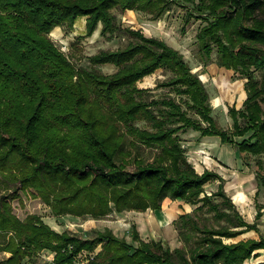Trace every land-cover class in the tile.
I'll return each mask as SVG.
<instances>
[{"label": "trees", "instance_id": "trees-1", "mask_svg": "<svg viewBox=\"0 0 264 264\" xmlns=\"http://www.w3.org/2000/svg\"><path fill=\"white\" fill-rule=\"evenodd\" d=\"M182 1L193 4L188 18L205 19L197 33L203 62L216 51L221 66L246 78L242 107L229 108L230 129L218 124L207 87L183 53L141 29L123 27L113 12L137 10L157 20L172 0H0V177L19 185L0 195V251L10 253L0 264H27L43 250L55 253L52 264H77L78 254L99 246L88 264H244L264 250V236L226 241L258 232L262 205L248 222L225 179L214 170H196L181 137L195 130L218 136L241 155L264 156V0ZM80 17H86L85 36L101 24L104 36L124 32L133 39L89 57L94 65L117 66L115 72L78 68L51 38L54 27L73 28ZM160 69L169 75L155 87L170 95L155 97L154 88L138 83ZM256 70L261 79L254 78ZM143 148L156 151L147 158ZM257 167L264 186L261 159ZM213 180L218 189L208 194L205 186ZM20 192L41 198L55 216L100 219L113 210H162L167 197L198 206L175 221L185 246L172 249L143 239L136 226L134 245L110 229L82 239L37 214L21 220L12 205Z\"/></svg>", "mask_w": 264, "mask_h": 264}, {"label": "rangeland", "instance_id": "rangeland-1", "mask_svg": "<svg viewBox=\"0 0 264 264\" xmlns=\"http://www.w3.org/2000/svg\"><path fill=\"white\" fill-rule=\"evenodd\" d=\"M192 6L193 4L190 2L172 0L171 9L157 20L152 19L151 14L137 10H135L136 12L133 14H130L128 10L122 11L120 9H114L113 12L117 16V22L123 27L141 29L147 36L161 38L169 45L180 50V52L183 53L185 60L190 64L193 72L199 74L200 78L205 83L210 95V102L213 106V115L218 124L224 129H230L233 125V119L229 114V108L233 105H236L237 108L242 107L244 100L240 101V92L242 88L245 89L246 78H241V75L234 70L226 69L221 66L217 61L216 51L213 53L212 59L207 64L203 62L197 33L206 22L205 19L202 18H188V12L192 9ZM101 28L102 25L99 24L98 30L92 36H85L86 17H80L75 22L73 28H68V26L65 25H58L53 28L50 36L57 46L68 57H70L71 61L78 68H94L102 73L109 74L115 72L118 69L117 66L113 64L94 65L90 62L89 57L102 50H116L123 48L133 39L129 34L124 32H117L111 37H108L109 35L104 36L101 34ZM56 29H58V32L54 33ZM168 75V71L160 69L155 74L144 78L138 84L140 87L154 88L152 94L155 97L168 95V89L155 87L159 80L165 79ZM203 75L206 77H203ZM253 76L256 79H261L262 72L256 70L254 71ZM172 96L176 99L180 98V96L175 93H172ZM138 125L145 126V123L139 121ZM181 137L188 159L198 168V170H202L203 167L206 169L211 168V161L223 164L222 160H226L228 154H234L236 161H227L230 162L231 165H228V169L224 170L226 180L225 190L245 218H247V213L249 217V212L245 211V213L241 211L238 203H236V195L238 192L241 191L250 194L251 198L249 200V207H253L254 221L256 220L255 212L258 211L256 204L259 203L262 205V215L257 221L260 225L259 231L252 230L236 238H258L264 236V186L255 178V174L258 170L257 161L261 159L264 164V156L259 157L251 154L241 155L238 153L235 146L229 144H225L229 146H224L218 136L202 137L200 133L195 130H189L182 133ZM237 139L241 140L243 138L238 137ZM155 151V148H143L141 153L143 156L149 158ZM197 152H201L203 157H200ZM205 157H209L211 161L208 159L209 162H206ZM217 166L219 167L218 164ZM133 168V166H130V171ZM238 175H241L242 180L239 183H235L237 182ZM232 182H234V184L229 186ZM218 185L219 180H213L206 184L205 190L208 194H211L218 189ZM18 186V184H7L3 182L0 177L1 196L9 193L11 194ZM258 188L259 193L255 196L254 192H256ZM20 194L21 197L15 198L12 205L14 212L21 220H24L28 215L37 214L44 220V222L57 231H66L70 234L79 236L82 239L96 237L99 232L110 229L115 235L126 239L134 245H137V242L132 240V229L133 226H136L143 239L147 241L162 240L165 246H169L172 249L185 246V243L179 239V230L177 229L175 221L181 214L193 212L198 206L188 203L180 198L172 199L169 201L171 202L170 205L165 203V210L166 207H168L167 213L170 215L169 220L150 224L149 218L152 214L151 211L147 213V211L138 212L132 210L117 212L113 210L107 216L100 219H94L89 215L82 217L70 214L55 216L50 206H48L41 198L29 199L23 192H20ZM216 200H220V198H216ZM203 214L205 216H210L213 213L205 212ZM3 240L4 238L1 236L0 241ZM100 249L101 246L91 253L96 255ZM81 253L83 255L82 259H85L86 254H89L90 252L84 250ZM9 255V252L0 251V261L7 258ZM54 255L55 253L51 250H43L33 256L27 264H52ZM254 264H264V261Z\"/></svg>", "mask_w": 264, "mask_h": 264}, {"label": "crops", "instance_id": "crops-1", "mask_svg": "<svg viewBox=\"0 0 264 264\" xmlns=\"http://www.w3.org/2000/svg\"><path fill=\"white\" fill-rule=\"evenodd\" d=\"M246 91V90H245ZM246 99V98H245ZM224 146H229V145H225L224 144ZM223 151V150H222ZM239 153V152H238ZM197 154L200 156V157H203V155H202V153L201 152H197ZM196 155V154H195ZM227 156V155H226ZM206 158V157H205ZM199 159V158H198ZM202 159V158H201ZM238 160H239V158H238ZM209 161H211V159H209ZM227 161H230V162H233V161H236L235 160V157H234V154H228V158L226 157V160L224 159V160H222V163L223 164H220V163H218V162H214V161H211L210 162V164H211V168H207V169H210V170H213L214 169V171H216V172H218L224 179H225V172H224V170L225 169H228V165H231V163L230 162H227ZM192 163V162H191ZM217 164L219 165V167L217 166ZM242 164V163H241ZM194 165V164H193ZM195 166V165H194ZM195 168H196V170L199 172V173H202V172H204L205 171V169L206 168H202V170H198V168L195 166ZM255 178H256V174H255ZM242 180V178H241V175H238L237 176V183H239L240 181ZM226 181V180H225ZM259 189V188H258ZM258 189H257V191H258ZM257 191L256 192H254V195L255 196H257L256 195V193H257ZM241 192V191H240ZM239 193V192H238ZM236 199H237V202L236 203H238V205H239V207H240V209H241V211H243V212H245V210L243 209V207H242V203H241V200H238V198L236 197ZM172 200V198H170V197H167V198H165L164 200H163V202H162V210H152V209H148L147 210V213L149 212V211H151V213H154V211L156 212V214H160V212L162 211H165V203L167 204V205H170V203L171 202H169V201H171ZM249 217H248V213H247V216H246V214H245V216L247 217V218H245L248 222H250V223H253L254 222V218H253V215H254V211H253V207L252 206H250L249 208ZM238 210H239V208H238ZM240 211V210H239ZM246 213V212H245ZM256 213L257 212H255V215H256ZM243 215V214H242ZM255 217V216H254ZM169 218H170V215L167 213V216H166V219H165V221H167V220H169ZM159 219H160V217H159ZM158 220V219H157ZM162 220L160 219V222H161ZM260 225H259V223H258V227H259ZM252 231V230H251ZM254 231V230H253ZM249 232V231H248ZM247 233V232H246ZM243 234H245V233H243ZM242 235V234H241ZM240 236V235H239ZM249 238H255V237H249ZM259 238V237H258ZM242 239H247V238H242ZM237 240H239L238 238H227L226 239V241H237ZM259 252H260V254L257 256V257H252V258H250V259H247L245 262H244V264H254V263H258V262H262V261H264V250H258ZM259 259V260H258ZM254 261H256V262H254Z\"/></svg>", "mask_w": 264, "mask_h": 264}, {"label": "bare ground", "instance_id": "bare-ground-1", "mask_svg": "<svg viewBox=\"0 0 264 264\" xmlns=\"http://www.w3.org/2000/svg\"><path fill=\"white\" fill-rule=\"evenodd\" d=\"M128 12L130 13V14H133V13H135L136 11L135 10H128ZM97 30H98V28H97ZM96 30V31H97ZM95 31V32H96ZM58 32V29H56L55 31H54V33H57ZM52 34V33H51ZM203 77H206L205 75H203ZM247 97V93H246V91H245V89L244 88H242V90H241V92H240V101H242V100H245V98ZM244 102V101H243ZM208 159H209V157H207L206 158V162H209L208 161ZM235 183H237V182H235ZM234 184V182H232L231 184H229V186H231V185H233ZM240 186V185H239ZM236 197L238 198V200H241V203H242V207H243V209L246 211V212H249V200H250V194H248V193H245V192H239L237 195H236ZM167 208L168 207H166V210L165 211H161L160 212V214L158 215V214H156V212L154 211V213H152L151 214V217L149 218V223L150 224H155V223H158V221L160 222V219L162 220V221H164L165 220V217L167 216ZM159 217H160V219H159ZM158 219V220H157Z\"/></svg>", "mask_w": 264, "mask_h": 264}, {"label": "built area", "instance_id": "built-area-1", "mask_svg": "<svg viewBox=\"0 0 264 264\" xmlns=\"http://www.w3.org/2000/svg\"><path fill=\"white\" fill-rule=\"evenodd\" d=\"M79 255L76 256V262L78 264H85V263L88 264L89 260L95 256V254L90 252L89 254H86V258L85 259H82V256H83L82 253H80Z\"/></svg>", "mask_w": 264, "mask_h": 264}]
</instances>
